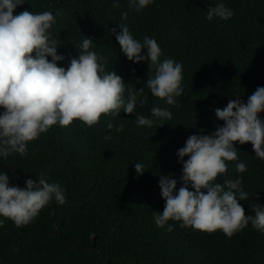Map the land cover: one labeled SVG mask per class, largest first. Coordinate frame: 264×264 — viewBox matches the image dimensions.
Returning a JSON list of instances; mask_svg holds the SVG:
<instances>
[{"label":"trees","instance_id":"1","mask_svg":"<svg viewBox=\"0 0 264 264\" xmlns=\"http://www.w3.org/2000/svg\"><path fill=\"white\" fill-rule=\"evenodd\" d=\"M219 2L155 0L139 13L129 0H120L119 8L112 7L113 0H25L17 6L14 14L53 13L51 38L65 57L58 66L67 68L78 58L83 39L91 38L90 50L105 57L106 70L116 71L128 87L143 88L146 104L138 105L133 115L122 110L119 116L102 114L92 127L79 120L53 126L28 144L27 155L0 158V171L9 174L10 186L25 187L27 179L43 173L66 192L64 204L51 202L25 226L4 220L0 264H264V233L251 222L229 238L221 230L181 228L174 221L168 231L169 225L157 227L153 217L166 203L160 175L174 174L177 190L182 186L177 152L187 138L212 134L224 124L214 109H223L237 96L247 103L264 86V0H223L233 17L209 21L208 9ZM122 12L128 13L126 20ZM120 25L141 42L154 37L164 53L161 60L182 64L185 92L176 98L178 107L151 94L150 60L127 59L112 33L122 31ZM155 105L169 108L172 119L137 126L136 116H149ZM259 115L264 120V113ZM120 123L124 131L117 133ZM107 135L112 139L106 140ZM236 147L238 160L228 162L226 176L242 177L249 199L239 203L246 215H255L251 205L264 204V160L255 156L250 142H236ZM239 162L245 163L246 172L236 171ZM135 163H145L148 171L139 175Z\"/></svg>","mask_w":264,"mask_h":264},{"label":"clouds","instance_id":"2","mask_svg":"<svg viewBox=\"0 0 264 264\" xmlns=\"http://www.w3.org/2000/svg\"><path fill=\"white\" fill-rule=\"evenodd\" d=\"M25 0H0V158L13 154L27 155L28 144L38 139L53 126L67 127L74 120L85 126L97 124L102 114L119 116L121 110L135 114L137 106H144L141 98L144 89L128 87L116 71L106 70L105 57L90 50L93 44L86 37L79 48L78 58H72L67 68L58 66L65 57L58 53V45L51 38L50 29L55 16L50 11L25 10L14 14ZM155 0H129L136 12H141ZM113 8L120 0H113ZM123 19L127 12L121 13ZM234 12L223 0L207 11V19L215 17L229 20ZM115 34L120 50L128 60L140 63L150 60L147 87L151 94L165 100L167 105L178 107L177 97L184 94L183 66L164 55L154 37L143 41L134 38L128 27ZM147 50V55L143 51ZM51 57V60H49ZM229 100L215 116L224 121L210 135L189 136L184 147L177 152L182 164L180 183L174 174L160 175L161 196L166 201L162 213H154L157 227L179 222L181 228L191 227L209 233L221 230L229 238L249 225L264 233V204L253 203L255 215H246L239 201L248 200L242 187V177L227 178L228 162L238 160L236 142L251 143L255 156L264 160V86L258 87L243 103L239 96ZM150 115L136 116L137 126L152 127L157 120H171L169 108L155 105ZM111 123L109 130L113 129ZM117 133L124 124L115 126ZM111 140L112 136H105ZM187 157V159H185ZM135 171L143 175L145 163H135ZM236 171H247L243 162ZM224 175L223 183L218 177ZM25 187L10 186L9 174L0 171V227L11 220L16 227L29 224L51 202L64 204L66 192L59 182H49L41 173L38 179L29 178ZM192 190H189V189ZM206 190V191H205ZM168 231H173L171 225Z\"/></svg>","mask_w":264,"mask_h":264}]
</instances>
